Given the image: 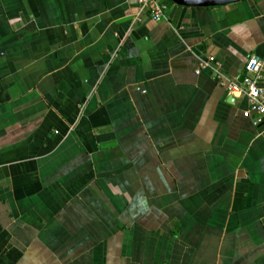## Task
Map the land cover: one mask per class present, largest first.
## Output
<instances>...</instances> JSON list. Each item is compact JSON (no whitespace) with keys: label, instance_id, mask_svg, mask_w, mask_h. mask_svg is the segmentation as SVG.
Wrapping results in <instances>:
<instances>
[{"label":"crops","instance_id":"0c3cea01","mask_svg":"<svg viewBox=\"0 0 264 264\" xmlns=\"http://www.w3.org/2000/svg\"><path fill=\"white\" fill-rule=\"evenodd\" d=\"M164 2L0 0V264H264V130L195 74L241 80L264 0Z\"/></svg>","mask_w":264,"mask_h":264},{"label":"built area","instance_id":"2783aa9c","mask_svg":"<svg viewBox=\"0 0 264 264\" xmlns=\"http://www.w3.org/2000/svg\"><path fill=\"white\" fill-rule=\"evenodd\" d=\"M140 10L146 12L152 21L160 22L165 19L164 0H138ZM209 70L220 80V85L231 95L241 94L246 98L250 111L255 116L251 121L254 128L264 130V54L250 56L245 64L244 74L239 82L229 80L220 73L219 65L213 58L202 62L195 74ZM249 112L244 115L248 116Z\"/></svg>","mask_w":264,"mask_h":264},{"label":"water","instance_id":"95a60500","mask_svg":"<svg viewBox=\"0 0 264 264\" xmlns=\"http://www.w3.org/2000/svg\"><path fill=\"white\" fill-rule=\"evenodd\" d=\"M246 0H171L175 5L186 8L222 7Z\"/></svg>","mask_w":264,"mask_h":264}]
</instances>
